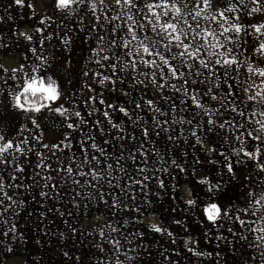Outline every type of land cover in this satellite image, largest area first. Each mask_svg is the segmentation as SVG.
<instances>
[{
    "label": "clouds",
    "instance_id": "clouds-1",
    "mask_svg": "<svg viewBox=\"0 0 264 264\" xmlns=\"http://www.w3.org/2000/svg\"><path fill=\"white\" fill-rule=\"evenodd\" d=\"M28 3L29 5L32 3L38 4L39 11H34L33 15L40 17L38 25H43L44 31L52 28L53 25H55V28H52V31L48 32L46 36L41 35L39 37H37V33L41 32L39 26L30 32L17 31L12 36L7 34L0 35V148L11 142L19 145L21 149H28L29 142L34 141L35 146L31 148V152L35 151L36 155L40 156V152L37 149L41 146V141L45 139L50 142L60 141V143L66 144L71 149V142H64L68 141V138L73 136L74 133L80 132L87 127L86 118L82 117V115H77V113H81L79 108L81 103L84 104L85 109L91 115L97 113L103 115L102 110L96 104L87 102V92L99 90L96 98L100 99L104 93H111L116 89L115 85L109 87L105 79L97 78L98 74L103 73L102 70L107 69V63L103 61L102 57L89 56L82 69L80 68L79 60L75 64H73L72 60L76 54V49L79 47L78 41L81 35L88 37L89 40L95 35L94 29L96 26L93 24V18L103 15L104 11L109 9L107 2H102V0H28ZM240 3L244 5L246 10L244 14L246 16H255L257 14L264 16V0H260L259 6L255 5L252 0H240ZM14 7L15 0H12L9 8L4 10L8 20L13 19L10 9ZM254 8L255 11H253ZM41 21H43V24H41ZM232 23L233 21L231 20L227 21L229 27L232 26ZM236 23L242 26V22L236 21ZM258 25L264 26V23H259ZM256 26L257 24H252L250 35L254 40L260 41L259 45L264 44V28L258 34L255 30ZM37 39H39L41 45L47 40L49 48L41 47L38 53L34 42ZM225 39H227L226 33ZM21 40L24 42L22 44L23 54L16 51L13 47L16 42ZM240 40L241 37L236 35L237 45H239ZM60 50H62L64 56L62 61L57 59V52ZM28 53H31L32 60L27 64L20 63L21 56H23V60H29ZM242 55L243 53L238 55L239 60ZM254 55L256 57L255 64L247 58L240 60V63L245 68H251V72H248V74L252 79L247 84L246 89L252 91L253 86L256 85L255 92L260 93L264 92V87L256 84V78L260 77L258 72L264 69V66L260 65V62L264 61V52H260L258 46ZM8 57L13 58L11 63ZM97 59L101 60L100 64L96 63ZM226 71L229 75L231 74L230 67ZM81 72L84 79L82 85L79 83ZM111 79L121 81L123 77H111ZM141 80H143V77L137 75L135 81L129 82L130 91L124 92V96L129 98L126 101L127 103L134 102L131 99L132 93L137 91L136 84ZM261 83H264V81ZM65 84H70L71 87H65ZM142 87L148 88V84L145 83ZM152 89L160 92L157 88L153 87ZM5 92H7V95L4 94ZM184 97L187 98V96ZM255 101L254 113L264 117L261 114L262 112L259 111L261 107H264V97L256 96ZM109 104H112L111 101H109ZM157 114L159 116L167 115L160 108ZM224 115L225 113L223 112H213L210 118L217 119ZM204 116L205 113L197 111L193 119L200 117L198 124L193 125L192 119H182L180 121H172L168 127L164 126L165 122L154 117L151 128L154 131L159 128L160 133H169L170 129H172V124L192 125V130L187 135L182 131L183 135L177 137L169 136L174 146L179 147L176 142L180 140L183 141L184 145L183 150L174 156L170 163L164 159L160 151H157L155 153L156 161L151 167L147 163H143V168L146 171L140 174L133 171L138 165L132 162V157L128 154V151L125 152L123 150L119 154L113 153L107 156L106 159L111 160L118 155L123 156L116 170L100 169L98 167L97 173L100 178L95 180V185H88L87 180H85L84 184L79 185L81 190H85L86 186H88V190H85L83 196H81L80 191L73 189V191H76V196L71 197L67 201H63V198H58L64 204L69 216L81 211V203L84 200L88 201V204L84 205V210L90 213L93 209L89 208V204L96 207L100 201H103L105 211L102 215L120 213L123 220L122 226L120 222L110 224L107 227L94 226L93 219L99 221L102 217L93 215L80 221L82 227H74L73 224H69L67 219H65L66 231L50 232L47 231V225H45L44 229H39L34 221V227L37 229L35 238L31 229L20 233L16 229L15 222L24 220V217L20 216L21 212H24L26 216H30V213L24 202L19 198L12 197L11 204H4L5 200H7L5 196L7 189L9 187L14 188L16 185L6 186L3 176L0 175V206H3V210L0 211V264H41L42 258L43 264H50L53 252H45L44 250L46 245H50L53 242L59 251H63V256L67 257L68 261H71L72 255H69L68 244L70 240L75 241L77 239L76 233H79V239L82 242L87 241L89 248V251L83 254V258L80 255L75 256L76 264H93V261L94 264H157V262L158 264H171V261H167V259H159V257L164 256V252H167V249L165 248L161 252L152 243V241L158 239L157 234H159L160 239L165 241L173 237V231L169 230L171 225L164 222V209L171 208L173 212L181 209L186 214L197 216L198 222L206 225L209 221L204 216L203 209L213 203L221 208V215L216 223L210 222L211 227L207 228L205 237L208 239L213 238L212 231L213 228H217L218 222L219 227H223L225 224L229 225L228 230L232 232V239L229 240L227 236L223 235H218L215 239L226 242L231 254L229 252H217L214 257L211 252L193 251V249L188 248V244L192 243V241H185L183 247L188 248V251H193V255L198 258L203 256L204 259L209 261L215 259V264H264V170H262L264 163H250L258 159L256 149H259L260 153L264 155V118L250 122L252 125L250 131L259 136L261 143L255 147L250 159H244L243 151L246 144L243 133H241L240 137V147H233L232 145L235 142L223 136L216 127H210L208 131L215 133L217 137L224 141V145L221 148L212 147L210 138H204L200 135L192 136V131H196L197 128L200 130L204 128ZM73 123L75 126L69 128V125ZM132 124L135 126L137 121L132 120ZM101 127L103 126L101 125ZM118 127L125 129L126 135L134 136L127 131L123 122L119 123ZM142 127H147V123ZM243 127L247 128L246 125H243ZM17 128H19V132L14 135ZM69 129L72 131H68ZM85 135L89 137L93 133L89 130ZM124 138L118 135L111 142L116 144L119 141L122 144ZM192 138H194V142L190 145L191 158H189L188 145ZM136 141L141 144L137 138ZM45 144L42 145L43 148ZM225 145L228 146L227 152L223 150ZM135 151H141V148H135ZM48 152H53L50 146L48 147ZM59 152L62 153L63 148H59ZM29 153L25 151L24 156ZM217 153L219 156L223 154V160L217 158ZM8 154L15 156L13 163L20 161V154L14 148L10 149ZM0 155L7 154L0 153ZM232 157H235L237 164L250 166L257 177L258 183L241 185L239 176L233 175V171L228 170L233 167ZM48 158V153H45L43 160L39 159L37 161V166L42 163L47 164ZM93 163L98 164L99 162L87 161V163L81 165V168L90 167ZM204 165L216 166L213 169L215 180L205 178L208 176V172L201 167ZM3 171L4 169L0 168V173ZM116 172H119V175H114ZM149 173H151V177ZM157 173L167 174L170 177L167 186ZM15 174L16 169L11 168L9 175L15 176ZM39 174L43 176L45 168H40ZM35 175L37 173L34 174V179ZM133 177L141 181H145L146 177V181H151L152 179L155 181L151 185V191H145L143 201L139 204L136 203L135 197L132 201H129L127 196V193L131 191L136 183V179ZM53 179H59L63 184L70 182L72 185H77L74 183V179L77 178L70 176L67 172L58 174V177ZM189 179L195 181L191 187L187 183ZM123 180L131 181V187L125 188L121 183ZM34 186L41 188V183L37 181ZM101 187L119 188L123 196L113 195L112 203L109 204L106 200H103L104 194L100 192ZM143 188L148 189L149 184L143 183ZM169 188L171 192H169ZM256 188L260 189L259 193L256 192ZM201 192L210 195L201 198L199 196ZM177 193H179V199H177ZM238 195H242L245 198L248 213L256 217V220L253 221L255 227L249 224L240 233L232 228L238 217L236 212L242 211V209H235L232 206V198H238ZM77 197H79V201ZM150 197H155L156 199H151ZM168 197L172 198L174 207L168 203ZM189 201H192V203L189 204ZM68 204H71L72 208H68ZM182 205L187 207L182 208ZM132 208L137 211L142 210V216L144 213H150L151 215L144 216L143 220L133 223L130 218H124L123 215L126 209ZM9 212L10 215H5ZM57 212L60 216L65 215L64 211H60V209H57ZM155 213H159V215L157 216ZM211 214L213 216L216 215L215 209H211ZM41 216H46V213L41 212ZM172 223L179 224L185 231L187 230V225L183 219L173 218ZM240 223L244 225L245 221L242 220ZM130 225L132 231L125 232L122 230V228L126 229ZM157 227L161 229V232L157 233L155 231ZM252 233H255V235L249 240L248 237ZM237 236L239 237L238 239ZM44 237H47V239L45 240ZM97 237L102 238V242L97 240ZM142 238L150 239L144 240ZM113 240L115 241L114 244L112 243ZM121 240L124 242L121 243ZM182 240L183 237L173 238V242L177 243L178 247ZM105 244L111 247L106 249L104 247ZM236 244H240V248H236ZM245 244L251 249L248 256L242 250ZM37 246L39 247L37 248ZM216 247H221V244L217 243ZM92 249H95V251H92ZM38 251L39 255L36 254ZM5 254L11 255L5 259ZM56 254L58 255L59 253L57 252ZM99 254H102V256ZM179 254V251H177V256ZM61 264H64V262L61 261ZM196 264H201V261L198 259Z\"/></svg>",
    "mask_w": 264,
    "mask_h": 264
},
{
    "label": "snow or ice",
    "instance_id": "snow-or-ice-1",
    "mask_svg": "<svg viewBox=\"0 0 264 264\" xmlns=\"http://www.w3.org/2000/svg\"><path fill=\"white\" fill-rule=\"evenodd\" d=\"M113 6L112 15H108L107 11H104L103 15L94 17L95 26L103 27L105 24H111L112 28L109 31L113 32L114 35H118L119 31H126L130 39H112L108 43L101 44L103 36L97 35L95 37L98 45V51L93 53V56L102 57L103 61L107 63V69L111 75L104 73L98 74L97 78H103L109 84V87L116 85L117 82L123 84L124 81H117L111 79V77H118V73L127 72L131 81L136 80V76H142L143 80L136 84V87L142 86L147 83L148 87L157 88L163 93V90L167 87L170 88L174 93H179L182 96H187L188 100L191 101L192 106L198 111L205 113L208 118L203 121L204 128L201 131L209 130L210 127H216L218 130H230L231 136L235 141L241 142V132L244 129L242 123H234L236 118L241 120L245 117L246 113L240 108L239 104L235 99V91L239 86V79L232 73L246 70L251 72V68H245L241 66L240 60L237 55H233L236 50L237 41L236 35L241 37L239 45L243 40V36L246 32L240 24L236 23L238 17H232V26L229 27L227 21L230 17L229 13H236L241 8H244L243 4H234L232 0H229L228 6L224 11L217 12L215 10V4L213 0H199L196 3L195 9H190L187 2L182 3L181 0H163L162 3H154L152 0H143L142 7L138 6L137 0H102ZM252 2L259 6L260 0H252ZM16 4H22L23 0H15ZM116 8L119 9L116 12ZM255 11V8L253 9ZM136 12H142L144 15L145 22H139L136 16ZM211 13V15H209ZM187 16H190L196 23H189ZM167 17V19H165ZM198 18L205 20H211L216 22L218 20L219 26L222 31L219 33L216 29L199 28ZM123 21V23H117ZM43 24V21H41ZM264 26L257 25L255 30L259 34ZM139 30V31H138ZM150 30L156 34L157 39H153L147 35L141 37L140 31ZM95 31V29H94ZM225 33L227 39H225ZM230 45V46H229ZM123 49V52H121ZM259 51L264 52V44L259 45ZM105 53V54H101ZM123 61H127L124 63ZM179 61V64L176 62ZM97 64L101 63L100 59L96 60ZM127 65V67H125ZM231 68L232 72L229 75L226 69ZM222 70V71H221ZM261 78H264V69L258 72ZM202 78V79H201ZM176 81L178 83H173ZM201 88V92H195V88ZM247 94L249 102H254L256 96L264 97V92L257 93L255 91L242 89ZM92 91H89V94ZM203 97H207V102H204ZM92 101H98L100 105L105 104V99H97L96 95H87V99ZM135 108L141 109L142 104L135 102ZM181 103H184L181 100ZM143 105L151 109L156 114L159 107H153V100H143ZM108 107L118 109L124 117H130L129 112L125 106L108 104ZM213 112L225 113V118L222 121L217 119H211ZM234 114L233 120L226 118L227 115ZM264 115V112L261 113ZM81 115V113H77ZM91 115V113H89ZM256 115V113H251ZM103 117L112 129H115L120 133L119 137H125L122 141L121 146H117L114 153H120L125 148L128 154L132 157V162L136 163L139 159L141 163H147L145 153L141 151H133V148H141L142 144L136 142L134 136H128L125 133V129L118 127V123L110 119V113L103 111ZM137 119H141L137 117ZM259 122V121H258ZM147 123V122H145ZM167 123V121H165ZM98 132L103 135L104 129L100 127V121H97ZM74 123L69 125V128H73ZM153 129L149 127H142L141 135L147 139L152 133ZM193 137L199 136L197 131L191 132ZM249 137H252L255 141H260L259 136L255 135L253 131H245ZM114 138H117L116 133H110ZM183 135V132H180ZM91 140V144H87L82 141L86 151L82 153L83 159L79 163H69L61 166L59 158L56 161V167H52L48 164H40L38 168H45V174L41 176L39 172L36 176L42 180L40 196L47 197L48 192L43 189H52L56 185L53 183L54 177H58V174L67 172L70 176L74 177L73 173H78L80 177L90 176L92 180H97L100 177L97 173L98 166L100 169L116 170L120 160L123 159L122 155L116 156V158L108 160L106 159L105 149L102 145L96 143V136L92 135L88 137ZM131 141V142H129ZM105 144L109 143V140L103 141ZM134 142V143H133ZM55 142H53L54 144ZM113 145H115L112 142ZM50 145L45 144L44 148L48 149ZM68 148L67 145H64ZM15 149L20 157L24 156V152H31V148L21 149L19 145L9 142L5 147L0 148V153L7 155H0V167L8 168L9 165H14L16 173H23L24 168L21 166L22 161L13 163L15 156L8 154L10 149ZM57 150L60 146L56 145ZM90 148L92 151L89 153L87 149ZM69 149V148H68ZM95 153H99L97 156ZM253 151L251 149L244 150L243 155L247 158H251ZM223 157V154L220 155ZM256 156L264 159L259 149H256ZM11 157V159H9ZM103 157V159H101ZM224 158V157H223ZM39 159L43 160V156H39ZM87 161H98L99 163H93L90 167L81 168V165L87 163ZM111 161V162H108ZM233 171V167L228 169ZM264 170V168H262ZM135 173L143 174L146 169L143 167H135L133 169ZM13 180L17 179V176L10 175ZM136 179L135 185H139L143 188L144 181ZM147 177L145 178L146 181ZM74 183L80 185L84 181L74 179ZM164 186V185H162ZM16 187H19L17 185ZM131 187V184L129 185ZM7 200L11 201V196L7 192L5 193ZM192 201H189L191 204ZM211 209H215L216 215L211 214ZM204 216L207 217L211 223H216L218 217L221 215V208L216 204H210L208 207L203 209ZM242 222L240 217L236 218ZM157 233L161 232V229L157 227L155 229Z\"/></svg>",
    "mask_w": 264,
    "mask_h": 264
},
{
    "label": "rangeland",
    "instance_id": "rangeland-1",
    "mask_svg": "<svg viewBox=\"0 0 264 264\" xmlns=\"http://www.w3.org/2000/svg\"><path fill=\"white\" fill-rule=\"evenodd\" d=\"M24 2V0H23ZM154 3H162L163 0H152ZM182 3L187 2L190 9H195L196 3H199V0H181ZM215 4V10L217 12L224 11V9L228 6L229 0H213ZM232 3L234 4H241L240 0H232ZM21 5V4H19ZM25 5V4H23ZM18 6V4H17ZM26 6H28L26 4ZM32 11H39V6L37 3H33ZM245 9L241 8L236 13H229L227 14L231 20L232 17H238L236 20L237 22H242V28L247 33L243 36V40L240 45L236 46L235 52H233V55H239L240 53H243L242 56H240V60H244L247 58L250 62L256 63V57L254 55L255 49L259 46L260 41L254 40L253 37L250 35V32L252 31V24H259L264 23V16H261L260 14H257L255 16L252 15H245ZM189 23L195 24L196 22L192 20L190 16H187ZM139 22H145L143 19L138 18ZM167 19V17H165ZM199 20V28L200 29H207L212 28L216 29L219 33L222 31V28L219 26L218 20L216 22H213L211 20H205L203 18H198ZM123 31V30H122ZM139 31V30H138ZM126 32V31H123ZM139 35L141 37L147 35L153 39H157L156 34L151 32L150 30L146 31H140ZM119 39H130V37H126L125 35H119ZM230 46V45H229ZM123 52V51H121ZM11 60V59H9ZM124 63H127V61H123ZM179 64V61L176 62ZM261 66H264V61L260 62ZM222 71V70H221ZM232 72V70H231ZM233 75L237 76L239 79V86L236 88L235 91V99L237 103L239 104L240 108L243 109L246 113L245 117L241 120L240 118H236L234 123H242L247 126V128H244L241 133L244 134L245 131L251 130V121L258 120L262 117L261 115H251V113L254 112V107L256 104V101L249 102L247 99V94L242 91L243 88H246L247 84L251 82V77L246 72V70H242L239 72L232 73ZM108 75H111V73L108 71ZM119 76L123 77V84H120L117 82V84L114 86L115 91L108 93V104L109 101H111L114 105L119 106H125L126 110L129 112L131 119L128 117H124L122 113L118 111V109L110 108L108 107V112L110 113V119H112L116 123L123 122L125 124V127L128 132H131L132 135H134L137 140L143 145V148L141 149L145 153V157L147 158V164L151 167L153 163L156 161V155L155 153L157 151H160L161 154L164 156V159L168 161V163L171 162V159L176 156L180 151L183 150L184 145L183 141H177V145L179 147L174 146L173 141L169 139V136L177 137L180 136V132L183 131L185 135L188 134L192 130V125H180L179 123L172 124V129H170L169 133H160L159 128H156L155 131L153 130L150 136L145 139L141 135V129L142 126L145 125V122H147V127L151 128L152 122L154 117L158 118L162 122L167 121V123L164 124L165 127H168L169 124H171L172 121H180L182 119H192L193 125L198 124L200 122V117H196L193 119V116L196 110L194 106H192L191 101L188 100V98H185L179 93H174L170 88H165L163 90V93L156 92L151 87L143 88L142 86L137 87V91L132 93L131 99L135 102H140L142 104L141 109L135 108V103H127L126 101L129 99L128 97L124 96V92L130 91L129 89V82L131 81L127 72H120L118 73ZM202 79V78H201ZM264 81V78L257 77L256 78V84L260 85L261 87H264V83H261ZM173 83H178L176 81H172ZM256 90V85L253 86V91ZM195 92H201L202 89L197 87L194 90ZM7 95V92L4 93ZM152 99L153 100V107H159L162 111L166 112V116H159L157 113L154 114L151 109L147 108V106L143 105V100ZM184 100V103H181V100ZM204 102H207V97H203ZM260 112H264V107H261L259 110ZM234 114L227 115L226 118L229 120H233ZM137 117H140L141 119H137ZM208 117L204 116L203 120H206ZM225 118L218 117V121H222ZM132 120H136L137 124L133 126ZM258 127V125H257ZM197 134L204 137V138H210L212 140V147L214 148H221L222 145H224V141L217 137L215 133H210L208 130L201 131L199 128L196 129ZM222 133L223 136L228 137L231 141H234L235 143L232 145L233 147H240V143L238 141H235V139L231 136L230 130L227 128L223 131L218 130ZM110 133H116V135H120L119 132H117L115 129H112L110 125H108V149L106 156H110L114 153L117 146H121V143L119 141L116 142L115 145L112 144V137L109 135ZM126 133V132H125ZM244 141L246 144L245 150L251 149L252 151L255 150L256 146L260 145L259 141H255L252 139V137L247 136L244 134ZM131 142V141H129ZM137 142V141H136ZM194 142V138L189 141L188 145V151H189V158H191V143ZM134 143V142H133ZM224 151H228V146L223 147ZM126 152L127 149H124ZM133 151H135V148H133ZM119 154V153H117ZM217 158L223 160V157L219 156L217 153ZM11 159V157H9ZM83 159V158H82ZM103 159V157L101 158ZM244 159H247V157H244ZM111 162V161H108ZM137 165L139 167H143V163L138 159ZM232 163H233V175H238L241 181V185H253L258 183L256 175L252 172L250 166L237 164L235 157H232ZM250 163H264V159H261L258 157L257 161L250 162ZM52 167H56V163L49 164ZM65 164H61L63 166ZM21 166L24 168L23 173H16L15 176H17L16 180H13L10 178L9 172L11 168H14V165H9L8 168H3L4 171L0 173V175L3 176L5 185H19V187H9L7 189V192L10 194L11 197H16L21 199L26 208L28 209V212L30 213V216H26L24 212L20 213L21 217H24V220H18L15 222V226L18 232L23 233L31 229L32 235L35 238L36 235V227H34V221L38 225L39 229H44L45 225H47V231L50 232H59V231H66L67 227L64 224L65 219H67L69 224H73L74 227H82L80 224L81 220L87 219L93 215L95 216H101L102 218L99 221H96L93 219L94 226H103L107 227L110 224L120 222L121 226L123 224V220L121 218L120 213H116L113 215L112 213H108L106 216H103L102 213L105 211V205L103 201H100L98 206L94 207L93 205L89 204V208L93 209V211L90 213L86 210H84V205L88 204L87 200H84L81 203V211L79 213H73V215L69 216L67 214V210L64 208V204L59 200L58 198H63V201L69 200L71 197L76 196V191H80L81 196L84 195L85 190H88V186H86L85 190H81L79 185H72L70 182L68 184H63L62 181L59 179H56L53 181V183L56 185L55 188L52 189H43V191H46L49 193L47 197L40 196L41 188L36 185V182L40 180H34V174L31 168L32 165L24 164L22 163ZM98 167H102L98 166ZM202 168H205L208 172V176L205 178H211L215 180V173L213 169L216 166H209L204 165L201 166ZM88 170V169H84ZM62 174V173H61ZM134 174V173H133ZM160 175V178L165 181V185L167 186L170 177L167 174L163 173H157ZM73 175L79 179L85 182V180L88 181V185H95V181L91 179L90 176L86 177H80L78 173H73ZM114 175H119V172L114 173ZM151 177V173H149ZM191 176V174H189ZM36 177V175H35ZM122 185L125 188H128L131 184V181L129 180H123ZM144 183L149 184L148 189L141 188L139 185H135L132 187L131 191L127 193L128 200L132 201L133 198H136V203L139 204L143 201V197L145 194V191L150 192L151 191V185L155 183L154 179L151 181H144ZM189 184V187H191L195 181L192 179H189L187 182ZM63 184V186H62ZM84 184V183H82ZM73 189H76V191H73ZM169 192H171V189H168ZM260 189L256 188V192L259 193ZM100 192L104 194L103 200H106L109 204L112 203L113 195L115 196H123V193H121L119 188H108V187H101ZM99 195V194H97ZM207 193H199V196L201 198H205ZM151 199H156L155 197H150ZM168 203L174 207V204L172 202V198L168 197ZM177 199H179V193H177ZM77 200L79 201V197H77ZM12 200H5L4 204L8 205L11 204ZM232 206L235 209H242V211H237L236 215L240 217V219L245 221L244 225H241L240 220H236L235 224L232 225L233 230L237 231L238 233L243 232L244 228L247 227L249 224H252L253 227H255V224H253V221L256 220V217L251 216L247 211V202L245 198L242 195H238L237 197L232 198ZM68 208H72L71 204L67 205ZM186 205H182V208H186ZM57 209H60V211H64L65 215L60 216L57 212ZM99 209V210H97ZM3 210V206H0V211ZM141 211H137L135 208L132 209H126L124 215V218H130L133 223H136L137 221H141L144 219V216L151 215L150 213H144V215H141ZM41 212H45L46 216H41ZM198 212V210H197ZM5 215H10L9 213H6ZM155 215H159V213H155ZM164 222L166 224L171 225L170 231H173V237L168 238L167 241L164 239L159 238V234H157V240L152 241L153 245L159 249V251L163 252L164 249H167V252H164V256L159 257L160 260L167 259V261H171V264H196V261L199 259L201 261V264H215V259L209 261L204 259L203 256L196 257L193 255V251L199 250L201 252H211L213 256L215 257V254L217 252L224 253L229 252V249L226 245V242L224 241H217L215 239L218 235L227 236L229 240L232 239V232L228 230L229 225L225 224L223 227H219V222L217 224V228L219 229L217 231V228H213L212 231V239H208L205 237V232L207 228L211 227V223H207L206 225H202L198 222L197 216L186 214L181 209H177L175 212L171 210V208L164 209ZM173 218L183 219L187 225V230L185 231L179 224H173L172 220ZM203 219V218H201ZM42 221V223H41ZM125 232L132 231L131 225L128 228H122ZM43 235V233H41ZM77 239L75 241H69L68 248L70 249L69 255H72V260L68 261L67 257L63 256V251H59L56 248L55 243L53 242L50 245H46L45 252L52 251L53 255L51 257L50 264H61V261L64 262V264H76L75 262V256L80 255L83 258V254L89 251L87 241H81L79 239V233H76ZM255 233H252L249 235L248 239L251 240ZM183 237V240L180 242V246L178 247L177 243L173 242V238ZM239 237L237 236V239ZM46 240L47 237H44ZM144 240L150 239V238H142ZM97 240L102 242V238L97 237ZM185 241H192V243L188 244V248L193 249V251H188V248L183 247V243ZM124 241L121 240V243ZM113 244L115 241L113 240ZM217 243L221 244V247L217 248ZM236 248H240V244L235 245ZM39 246H37L38 248ZM104 247L110 248V245L105 244ZM246 256H248L251 252V249L247 247L245 244V247L242 249ZM92 251H95V249H92ZM177 251H179V256H177ZM59 253L58 255L56 253ZM75 253V255H73ZM39 255V251L36 253ZM11 254H5V259ZM102 256V254H99ZM218 259V257H217ZM41 264H43V258L41 259ZM94 264V261H93ZM158 264V262H157Z\"/></svg>",
    "mask_w": 264,
    "mask_h": 264
},
{
    "label": "crops",
    "instance_id": "crops-1",
    "mask_svg": "<svg viewBox=\"0 0 264 264\" xmlns=\"http://www.w3.org/2000/svg\"><path fill=\"white\" fill-rule=\"evenodd\" d=\"M12 3V0H0V35L7 34L8 36H12L13 33L17 31H25V32H30L33 31L35 27L39 26L41 29L40 33H37V37L44 35L46 36L48 32L52 31V28H55V25L52 26V28H49L47 31H44L43 25H38V20L40 19L39 16H34L32 11L33 3L29 5L28 0H24V2L17 6L15 3V7L10 9L11 15L13 16L12 20H8L6 15H5V9L9 8V4ZM138 6L142 7L143 5V0H137ZM25 4V5H23ZM26 4L28 6H26ZM112 8L113 6L109 5V9H107L108 15H112ZM38 11V10H37ZM119 9L116 8V12H118ZM138 18H141L144 20V15L142 12H136L135 13ZM117 23H123V21H118ZM93 24H95L94 18H93ZM112 28L111 24H105L103 27H95V35L92 37L91 40L88 39V37L81 35V38L79 39V47L76 49V54L72 58L73 64L76 63L77 60L80 61V68H83L84 63L87 61L89 56H93V53L98 51V45L95 37L97 35L103 36V40L100 41L101 44H107L108 41L112 39H118L119 35H125L128 37L126 32H123L122 30L119 31L118 35H114L113 32L109 31V29ZM35 42L36 48L39 53V49L41 47L48 49L49 48V42L45 40L43 42V45L39 42V39H37ZM55 42V41H53ZM24 42L21 40L19 42H16L13 47L15 48L16 51L21 52L23 54L24 49L22 48V44ZM11 50V48H10ZM123 51V49H121ZM105 54V53H101ZM29 60L25 61L23 60V56H21L20 63L27 64L29 61L32 60L31 53H28ZM94 57V56H93ZM8 59H13L12 57H8ZM57 59L58 60H64V56L62 54V50L57 52ZM11 60L10 63L12 62ZM102 72L106 75H108V69L102 70ZM11 83V81H9ZM80 85L84 83V79L82 76V72L80 73V80H79ZM65 87H71L70 84H65ZM99 90L95 92H87V95L89 97L91 95H98ZM102 98L105 99V104L100 105L98 101H92L90 98L88 99L87 102L96 104L101 110L103 111H108V93H104ZM79 108L81 110V115L82 117L86 118L87 120V127L82 129L80 132L74 133L73 136H70L68 138V141H65L64 143L71 142V149L65 148L64 144L60 143V141H56L54 144L53 142L48 141L47 139L41 141V146L37 149L40 152V156H43L45 153H48V164H54L57 161V158H59L61 164H69L71 163H79L82 158V153L86 151L84 144L82 143L85 142L87 144H91L92 141L88 140V136L85 135V133L89 130L93 133V135L96 136V143L98 145H102L103 148L105 149V154H107V149H108V143L105 144L103 141L105 139L108 140V124L100 113H97L95 115H89L88 111L85 109V106L83 103L79 105ZM97 121H100V127L101 125L103 126L104 129V134L101 135L98 132V125ZM31 127V125H29ZM75 126V125H74ZM68 131H72L69 129ZM19 128H17L16 133L14 135L18 134ZM11 138V137H8ZM23 139V137H21ZM48 143L50 147L53 149V152H48V149H45L42 147L43 144ZM56 145H59L60 148H63V152H59L57 150ZM35 146L34 141H30L28 144L29 148H33ZM87 151L91 153V149L88 148ZM95 155L99 156V153H95ZM39 160V156L36 155V152H30L27 156L20 157V161L24 164H29L32 165V172L33 173H38L40 172V168L37 167V161ZM34 180H40L42 183V180L40 177L36 176Z\"/></svg>",
    "mask_w": 264,
    "mask_h": 264
}]
</instances>
